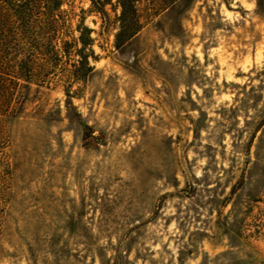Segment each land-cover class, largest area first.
<instances>
[{"label":"rangeland","instance_id":"374dc122","mask_svg":"<svg viewBox=\"0 0 264 264\" xmlns=\"http://www.w3.org/2000/svg\"><path fill=\"white\" fill-rule=\"evenodd\" d=\"M161 1L120 48L118 0L63 3L93 70L0 116V264H264V7Z\"/></svg>","mask_w":264,"mask_h":264},{"label":"trees","instance_id":"16d2710c","mask_svg":"<svg viewBox=\"0 0 264 264\" xmlns=\"http://www.w3.org/2000/svg\"><path fill=\"white\" fill-rule=\"evenodd\" d=\"M93 8L105 14V5L111 0H90ZM139 0H118L120 14L115 33V46L120 48L141 28L136 3ZM179 0H162L163 6ZM65 0H0V116L14 115L29 88L33 65L38 61L43 77L54 75L59 63L77 55L71 63V80L83 81L93 70L83 50L90 44V28L77 25L78 36L70 35L60 25L66 12ZM264 7V0L257 1ZM78 44L81 46L78 47ZM70 80V81H71ZM69 81V82H70ZM66 94L70 96L68 89Z\"/></svg>","mask_w":264,"mask_h":264}]
</instances>
